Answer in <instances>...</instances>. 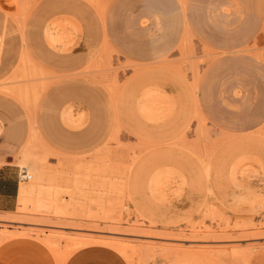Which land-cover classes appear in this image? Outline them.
<instances>
[{"label": "rangeland", "instance_id": "rangeland-1", "mask_svg": "<svg viewBox=\"0 0 264 264\" xmlns=\"http://www.w3.org/2000/svg\"><path fill=\"white\" fill-rule=\"evenodd\" d=\"M0 171L30 264H264V0H0Z\"/></svg>", "mask_w": 264, "mask_h": 264}, {"label": "crops", "instance_id": "crops-1", "mask_svg": "<svg viewBox=\"0 0 264 264\" xmlns=\"http://www.w3.org/2000/svg\"><path fill=\"white\" fill-rule=\"evenodd\" d=\"M2 172L0 171V174ZM19 201V185L15 178H7L0 176V212L4 213H12L15 211ZM33 239V238H32ZM34 243L26 242L23 246L15 247L12 244H8L2 249H0V264H30L31 262L28 258L22 254L19 255L17 250L19 248L24 249L26 252L27 249H30ZM22 251V252H23ZM23 252V253H24ZM92 256L84 257L80 259V261L76 264H102V261L96 256L94 253L96 251H92ZM48 264H57L56 259H52ZM64 264H72L70 263V258L65 261ZM122 264H126L125 261Z\"/></svg>", "mask_w": 264, "mask_h": 264}, {"label": "bare ground", "instance_id": "bare-ground-1", "mask_svg": "<svg viewBox=\"0 0 264 264\" xmlns=\"http://www.w3.org/2000/svg\"><path fill=\"white\" fill-rule=\"evenodd\" d=\"M68 227V226H67Z\"/></svg>", "mask_w": 264, "mask_h": 264}]
</instances>
